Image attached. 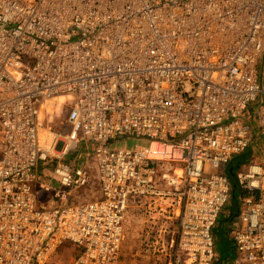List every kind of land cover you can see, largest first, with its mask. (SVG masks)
<instances>
[{
	"label": "built area",
	"instance_id": "1",
	"mask_svg": "<svg viewBox=\"0 0 264 264\" xmlns=\"http://www.w3.org/2000/svg\"><path fill=\"white\" fill-rule=\"evenodd\" d=\"M263 69L264 0H0V264H121L127 208L159 200L167 264H215L235 189V264H264Z\"/></svg>",
	"mask_w": 264,
	"mask_h": 264
},
{
	"label": "rangeland",
	"instance_id": "2",
	"mask_svg": "<svg viewBox=\"0 0 264 264\" xmlns=\"http://www.w3.org/2000/svg\"><path fill=\"white\" fill-rule=\"evenodd\" d=\"M56 104L57 102L48 103V106L42 112V118L45 127L48 126L52 130L59 131L61 128L60 124L63 120H66L70 105L64 102V104L62 103L60 107L56 108ZM257 108L258 106L254 108V111ZM145 143L146 140L144 138L134 137L118 139L113 142L114 146L118 147H129L134 144ZM87 154L89 158L92 154L90 149ZM94 191L95 189L93 188V192L91 190L82 192L78 199H90L94 196ZM37 197H41V202H45L46 205L52 204L43 190H39ZM223 211H225L224 208L222 209ZM176 229V216L168 207L167 200L131 204L124 216V232L120 249L121 264H167ZM219 240L221 239L218 238L216 242L218 249L221 250L224 245ZM68 247L71 249L74 246L70 243H64L54 257L63 263L69 262L76 254V250L65 251L63 249ZM229 250L232 251V249Z\"/></svg>",
	"mask_w": 264,
	"mask_h": 264
},
{
	"label": "crops",
	"instance_id": "3",
	"mask_svg": "<svg viewBox=\"0 0 264 264\" xmlns=\"http://www.w3.org/2000/svg\"><path fill=\"white\" fill-rule=\"evenodd\" d=\"M54 102H57V101H54ZM46 106H48V104H46L45 107ZM60 106H61V103L57 102L56 108ZM63 122H65V120H63ZM93 188L95 189L96 187H93ZM93 188H90L89 190L93 192ZM94 192L96 193V189ZM95 193L93 197L97 196ZM234 195L235 194L233 193L231 200L223 207L225 211L221 213V216H220L221 219L219 218L218 225L215 228L216 237L221 239L219 241H221L224 245L223 249L219 250L217 246L218 244L216 242V249L219 253V259L216 261L215 264H235L237 262V260L235 259L234 246L232 247L231 245L233 244V242H232V237H231V233L229 229L230 223L234 219V217L238 215L239 207H240V195L237 197H235ZM39 200H41V197H39ZM218 238H216V240ZM230 247L232 251L229 250ZM230 254L232 255V257L230 256Z\"/></svg>",
	"mask_w": 264,
	"mask_h": 264
},
{
	"label": "trees",
	"instance_id": "4",
	"mask_svg": "<svg viewBox=\"0 0 264 264\" xmlns=\"http://www.w3.org/2000/svg\"><path fill=\"white\" fill-rule=\"evenodd\" d=\"M246 159V156H244L243 158L241 157L240 158V160L239 161H236L235 163H233V164H231V171L233 170L234 171V169L237 167V165H238V162H241V160L243 161V160H245ZM234 196L235 197H237V196H239V194L240 193H238V190H234ZM236 200H237V198H236ZM226 240V239H225ZM232 245V247H233V244H231ZM230 249H231V247H230ZM70 250H72V248L70 249ZM230 256L232 257V255L230 254Z\"/></svg>",
	"mask_w": 264,
	"mask_h": 264
}]
</instances>
